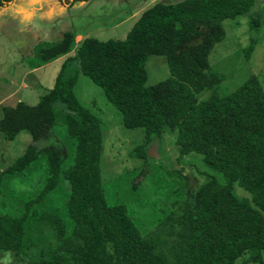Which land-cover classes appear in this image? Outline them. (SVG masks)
I'll return each mask as SVG.
<instances>
[{
  "label": "trees",
  "instance_id": "obj_1",
  "mask_svg": "<svg viewBox=\"0 0 264 264\" xmlns=\"http://www.w3.org/2000/svg\"><path fill=\"white\" fill-rule=\"evenodd\" d=\"M12 1L0 0V6ZM255 2L154 3L141 12L122 40L86 37L75 44L72 34L65 32L41 53V61L47 62L77 45L36 104L19 101L0 109V134L5 139L11 141L22 131L30 136L24 153L3 174L24 173L42 153L47 167L46 181L37 197L25 204V212L0 215V259L8 257L0 264H235L244 256L241 264L261 262L263 87L251 75L227 96L213 92L205 100L196 98L223 80L208 61L212 48L225 37L223 21L247 15ZM249 24L253 28L259 23L253 19ZM151 55L165 58L170 77L146 86L145 61ZM78 74L103 90L125 128L144 131V143L133 149L137 158L145 159L149 144L172 134L179 160L190 154L201 156L223 183L208 175L194 189L187 166L172 169L182 182L183 198L171 202L166 215L146 227L124 205L110 203L101 175L102 123L74 94ZM57 127L74 141L72 153L55 136ZM234 184L250 199L238 198ZM58 190L68 193L63 212L57 207L50 211L43 202ZM33 204H40L42 212ZM46 230L51 235L49 247L31 250L35 235Z\"/></svg>",
  "mask_w": 264,
  "mask_h": 264
},
{
  "label": "rangeland",
  "instance_id": "obj_2",
  "mask_svg": "<svg viewBox=\"0 0 264 264\" xmlns=\"http://www.w3.org/2000/svg\"><path fill=\"white\" fill-rule=\"evenodd\" d=\"M180 1L88 0L69 8L70 0H13L12 6H0V109L13 107L19 101L34 105L53 86L62 63L73 56L77 45L67 55L47 62H42L40 55L57 44L65 32L72 34L75 44L86 37L99 41L122 40L144 9L154 3ZM253 19L259 24L250 28L249 23ZM222 25L225 37L212 48L208 61L210 68L220 73L223 80L215 88L197 94L199 101L207 99L213 92L227 96L251 75L259 79L264 90V0H256L247 15L225 20ZM250 45H253L251 51ZM145 70L146 86L170 77L163 56H149ZM78 75L74 94L79 103L96 114L102 123L101 175L110 203L124 205L129 215L146 227L166 215L171 202L183 198L182 182L174 176L172 169L187 166L192 171L190 187L194 189L195 186L200 187L208 175H214L223 183L221 175L208 168L201 156L190 154L188 158L179 160L175 135L172 134H164L149 144L144 149L145 159L137 158L133 149L144 143V131L125 128L120 113L107 101L103 90L88 77ZM54 134L72 153L74 141L65 130L57 127ZM29 142L30 136L25 131L11 141L0 134V215L18 216L25 212V204L37 197L46 181V157L43 153L24 173L3 174L6 167L24 153ZM39 146L43 147L44 142ZM72 158L71 155L63 165L65 168L71 164ZM234 192L238 198L250 199L238 184H234ZM67 199L68 193L58 190L43 202L50 211L63 212L66 211ZM32 207L38 213L43 210L40 204ZM55 207L58 208L56 211ZM49 236L47 230L36 234L35 246L31 250L49 247ZM246 258L244 256L235 264H241ZM6 259L5 255L0 260L6 262ZM247 264H264V252H261V262Z\"/></svg>",
  "mask_w": 264,
  "mask_h": 264
},
{
  "label": "crops",
  "instance_id": "obj_3",
  "mask_svg": "<svg viewBox=\"0 0 264 264\" xmlns=\"http://www.w3.org/2000/svg\"><path fill=\"white\" fill-rule=\"evenodd\" d=\"M80 1L83 2V0L75 1L73 4H70L69 8L72 7L75 3L80 2ZM87 1H88V0H86V2H87ZM70 2H71V0H70ZM70 2H69V3H70ZM12 5H13V2H12L11 4H9V6H12ZM69 8H68V9H69Z\"/></svg>",
  "mask_w": 264,
  "mask_h": 264
}]
</instances>
